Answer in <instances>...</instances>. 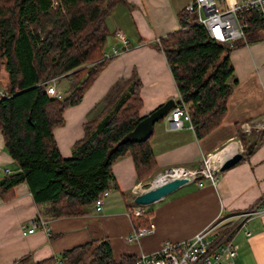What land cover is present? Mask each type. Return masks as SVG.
<instances>
[{"label":"trees","instance_id":"trees-1","mask_svg":"<svg viewBox=\"0 0 264 264\" xmlns=\"http://www.w3.org/2000/svg\"><path fill=\"white\" fill-rule=\"evenodd\" d=\"M125 0H0V134L12 170L0 179V197L25 182L36 205L51 216H73L113 181L112 162L131 156L137 179L154 172L156 162L145 140L124 139L141 119V81L133 73L116 80L88 112L83 134L71 154L62 156L53 129L64 123L63 111L77 104L105 64L104 43L110 35L108 14ZM179 28L159 38L160 49L178 95L187 105L191 129L200 138L220 125L226 102L236 83L229 52L245 42L263 38L264 17L241 10L244 39L231 45L210 38L184 7L176 12ZM64 77L66 93L49 96L45 83ZM164 117V116H163ZM162 117V118H163ZM161 118V119H162ZM159 119V120H161ZM248 155L264 133L246 137L237 129ZM134 195H132L133 198ZM129 216L134 227L147 226L151 208ZM137 254L114 257L107 240L92 239L57 255L20 264H136Z\"/></svg>","mask_w":264,"mask_h":264},{"label":"crops","instance_id":"crops-1","mask_svg":"<svg viewBox=\"0 0 264 264\" xmlns=\"http://www.w3.org/2000/svg\"><path fill=\"white\" fill-rule=\"evenodd\" d=\"M187 1L125 0L109 11L106 23L110 35L105 40L104 50H110L111 45L123 47L115 36L117 30L127 38L128 45L107 61L81 100L63 111L64 123L53 129L62 156L71 154L74 140L83 134L82 123L87 113L116 80L128 79L133 73L139 77L142 116L167 99L177 98L169 65L154 43L179 28L176 12ZM229 57L232 75L237 81L227 99L220 125L197 138L187 122L181 129H169L165 116L156 121L149 138L156 172L170 166L197 168L207 154V162L220 163L235 152L242 153L237 129L248 139L258 134L253 128L246 132L241 127L242 123L252 124L264 117V38L233 47ZM64 79L59 77L57 83ZM57 89L62 95L66 93L64 86ZM131 161V156L124 155L112 162L113 181L99 211L91 203L80 215L51 216L46 205L34 203L25 182L13 188L10 199L0 197V264H17L24 256L27 263L34 262L92 239L107 240L114 257L122 253L151 252L164 240L187 238L218 216L238 212L264 194L263 137L248 155L218 170L214 184L206 179H201V186L196 181H187L150 203L154 230L142 235L138 242H129L125 236L133 225L126 211L133 202L135 187L150 175L137 179ZM6 168L12 170V161L0 134V179ZM37 215L48 221V232L36 229L22 235V224ZM247 228L248 236L240 232L235 237L239 245L235 264H264V216L251 218Z\"/></svg>","mask_w":264,"mask_h":264},{"label":"built area","instance_id":"built-area-1","mask_svg":"<svg viewBox=\"0 0 264 264\" xmlns=\"http://www.w3.org/2000/svg\"><path fill=\"white\" fill-rule=\"evenodd\" d=\"M186 11L195 14V21L200 23L207 35L218 42L231 45L234 40L244 39L243 26L238 18L241 10H252L257 15L264 17V0H188L184 5ZM115 36L123 45L122 48L110 46V50L103 51V57H114L121 53L128 45L127 38L115 31ZM155 42H159L156 39ZM56 78H52L45 83L44 89L49 96L61 97V92L55 87ZM3 90L0 89V96H3ZM167 127L169 129H181L187 122L191 128L187 105L181 101L180 96L174 100L173 106L165 115ZM244 131L250 132L255 129L258 133H264V117H261L252 124L242 123ZM207 154L203 162L197 168H188L184 166H170L159 173L164 176L165 182L173 177L187 176L188 181H196L198 186L203 183L201 179H206L214 184L217 180V172L220 163L210 164L207 162ZM5 172H9L6 168ZM158 174V173H157ZM159 182L157 184H160ZM151 182L148 187L143 188L142 183L135 187L139 193L146 188L157 185ZM108 194V189L101 191L94 199L95 210L99 211L103 204V198ZM250 206L235 211L225 216H218L205 227L197 230L191 236L177 241L164 240L157 249L151 252H139L137 254L136 264H235L238 253V243L235 237L238 233L248 236L250 234L247 228L248 221L253 217L264 216V194ZM149 204H138L132 202L127 208L128 217L131 215L142 214ZM153 223L149 220L147 226L132 227L125 240L129 242H138L142 235L152 232ZM36 229L48 232V221L40 216H35L26 221L21 226V234L25 235Z\"/></svg>","mask_w":264,"mask_h":264},{"label":"water","instance_id":"water-1","mask_svg":"<svg viewBox=\"0 0 264 264\" xmlns=\"http://www.w3.org/2000/svg\"><path fill=\"white\" fill-rule=\"evenodd\" d=\"M173 104L174 99L169 98L165 101V103L158 105V107L150 111L148 114L142 116L141 119L133 127V129L127 135H125L124 139H147L152 134L153 124L163 116H165L169 109L173 106ZM241 157V152H235L229 157H226L223 161L220 162L219 170L228 168L229 166L239 161ZM188 180L189 177L187 176L181 175V177H173L165 182L146 188V190L142 192L135 193L132 200L133 202L138 204H150L152 202H155V200L161 198L162 196L172 192L178 186H182V184L186 183Z\"/></svg>","mask_w":264,"mask_h":264},{"label":"rangeland","instance_id":"rangeland-1","mask_svg":"<svg viewBox=\"0 0 264 264\" xmlns=\"http://www.w3.org/2000/svg\"><path fill=\"white\" fill-rule=\"evenodd\" d=\"M262 34H263V38H264V31L263 32H261ZM61 78H64L63 76L61 77ZM58 78H56V80H55V87L57 88V86L58 87H62V86H64V88H65V90L67 89V81H66V79H64V80H61V81H59V83H57V80ZM0 89H1V87H0ZM61 92V94L63 93L62 91H60ZM88 114V113H87ZM88 118V115H86V119ZM208 162H209V160H208ZM210 163V162H209ZM202 164V163H201ZM157 171V169H154V172H152L149 176H148V178L147 179H145L144 180V182H142V187L143 188H145V187H148V185H150L151 184V182H152V178L155 176V175H161L159 172H156ZM156 172V173H155ZM158 173V174H157Z\"/></svg>","mask_w":264,"mask_h":264},{"label":"bare ground","instance_id":"bare-ground-1","mask_svg":"<svg viewBox=\"0 0 264 264\" xmlns=\"http://www.w3.org/2000/svg\"><path fill=\"white\" fill-rule=\"evenodd\" d=\"M213 157H215V156H213ZM209 163V162H208ZM210 164H212L211 162H210ZM164 180V176L163 175H155L153 178H152V183L153 184H157V183H159V182H162Z\"/></svg>","mask_w":264,"mask_h":264}]
</instances>
